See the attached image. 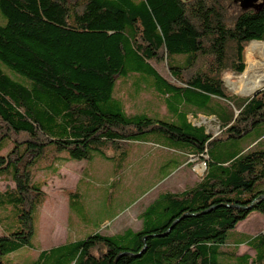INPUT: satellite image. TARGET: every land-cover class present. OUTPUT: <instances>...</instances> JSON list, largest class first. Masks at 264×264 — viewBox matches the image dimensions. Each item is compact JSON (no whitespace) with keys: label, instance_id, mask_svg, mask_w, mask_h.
Instances as JSON below:
<instances>
[{"label":"trees","instance_id":"trees-1","mask_svg":"<svg viewBox=\"0 0 264 264\" xmlns=\"http://www.w3.org/2000/svg\"><path fill=\"white\" fill-rule=\"evenodd\" d=\"M253 40L264 41V0L255 10L237 0H0V64L28 80L0 65V179L15 183L3 192L17 207L29 204L18 216L22 229L2 230L0 256L32 247L34 196L45 200L29 170L38 158L54 163L65 151L69 160L94 153L110 160L106 150L159 134L205 162L201 180L159 194L140 213L138 230L95 232L41 250L31 264H222L220 256L264 264V229L235 242L254 256L222 249L238 222L264 214V148L227 145L264 123V87L235 99L222 79L226 70L248 79ZM131 75L133 95L145 81L166 104L167 120L125 112L113 91ZM191 114L215 116L219 133L194 125ZM216 143L226 146L212 151Z\"/></svg>","mask_w":264,"mask_h":264},{"label":"rangeland","instance_id":"rangeland-1","mask_svg":"<svg viewBox=\"0 0 264 264\" xmlns=\"http://www.w3.org/2000/svg\"><path fill=\"white\" fill-rule=\"evenodd\" d=\"M237 2L242 9L253 10L258 9L262 4V0H237ZM251 44L246 47L247 65L252 71L253 68H257V63L248 53ZM1 66L20 81H28L8 67ZM155 66L165 78H170L163 64ZM237 76L230 70L222 73L226 90L235 99L246 98L257 89L264 87L256 84L246 87L248 79L246 82H239ZM135 80L134 75L120 79L113 91V95L123 103L125 112L127 114L147 112L150 117L167 120L166 104L148 90L145 81L140 80L142 87L140 94L133 95ZM221 103L228 102L221 101ZM230 108L236 110L231 104ZM189 119L194 125L203 126L205 131L213 136L217 135L222 127L221 122L213 115L191 114ZM262 132H264V123L241 138L229 141L227 145L231 144L238 148L249 145L248 149L264 148V135L256 139ZM139 140L129 141L115 151L106 150L107 155L111 157L110 160L94 153L89 160L74 161L67 158L65 151H60L54 163H51V159L40 157L31 164L29 170L34 174L33 181L42 182V190L45 192L43 204L37 201L42 196H34L36 201L31 213L32 247H23L13 254L0 256V264H31L42 248L85 239L95 232L114 235L122 233L127 228L138 230L141 227L140 213L159 194L167 191L180 192L198 182L201 174L197 176L195 172L183 170L185 175H180L178 170L173 171L180 161V155L172 148L179 147L180 143L170 141L159 134H147L141 136ZM257 141H259L258 145L255 144ZM11 146L12 144L8 142L1 154H6ZM222 146L226 144L216 143L211 148L212 151H217ZM170 172L172 173L169 175ZM200 172L204 173L203 165ZM164 176L167 178L162 181ZM10 186L15 187V183L0 179V234H3L2 230L11 233L22 229L18 216L21 210L29 207L28 202L17 207L15 202L9 200V195L4 194L3 191ZM75 192L77 194L72 195ZM263 229L264 214L252 211L227 233L226 243L222 245V249L254 256V251L246 244L237 246L235 242L244 239L245 236H254ZM219 258L222 264L235 262L234 259L231 260L226 256Z\"/></svg>","mask_w":264,"mask_h":264},{"label":"bare ground","instance_id":"bare-ground-1","mask_svg":"<svg viewBox=\"0 0 264 264\" xmlns=\"http://www.w3.org/2000/svg\"><path fill=\"white\" fill-rule=\"evenodd\" d=\"M251 43L248 48V53H250V57L255 59L257 68L252 69L247 82L245 80V86L247 87L250 84L264 86V41H252Z\"/></svg>","mask_w":264,"mask_h":264},{"label":"crops","instance_id":"crops-1","mask_svg":"<svg viewBox=\"0 0 264 264\" xmlns=\"http://www.w3.org/2000/svg\"><path fill=\"white\" fill-rule=\"evenodd\" d=\"M188 119H189V115H188ZM190 120V119H189ZM249 146V145H248ZM248 146H246L245 148H243V149H248L247 147ZM179 155H180V164L178 165V167L176 168V169H174L173 171H177L178 172V174H180V175H185V173H184V171L183 170H186V172H191V173H193V172H195V174L197 175H200V177L202 178L203 177V175H204V173H205V169H206V165H205V162L204 161H202V160H198V157L196 158V157H192V156H190V155H188V154H186L185 152H181V151H176ZM202 165H203V171H204V173H199V170L201 171V169H202ZM172 171V172H173ZM171 172V173H172ZM198 172V173H197ZM170 173V174H171ZM169 174V175H170ZM197 175V176H198ZM168 177V176H167ZM166 177V178H167ZM199 177V179H198V182L201 180V178ZM166 178H163L162 179V181L163 180H165ZM197 183V182H196ZM195 183V184H196ZM179 184V183H178ZM167 192H173V191H167ZM144 210V209H143ZM64 243H66V242H64ZM61 244H63V243H61ZM60 244H57V245H52L51 247H55V246H59ZM51 247H49V248H51ZM49 248H42V250H45V249H49ZM41 251V250H40ZM39 251V252H40ZM17 264V263H16Z\"/></svg>","mask_w":264,"mask_h":264},{"label":"water","instance_id":"water-1","mask_svg":"<svg viewBox=\"0 0 264 264\" xmlns=\"http://www.w3.org/2000/svg\"><path fill=\"white\" fill-rule=\"evenodd\" d=\"M253 41H256V40H253ZM252 42V41H251ZM260 89H262V87L261 88H259V89H257L256 91H254L251 95H249V96H247L248 98H250V97H252L257 91H259ZM210 210V209H209ZM209 210H207V211H204L203 213H206V212H208ZM185 215H182V217H180V218H183ZM179 219H176L172 224H171V226H170V228H172L175 224H176V222L178 221ZM170 228L164 233V234H166V233H168L169 232V230H170ZM141 253V252H140Z\"/></svg>","mask_w":264,"mask_h":264}]
</instances>
